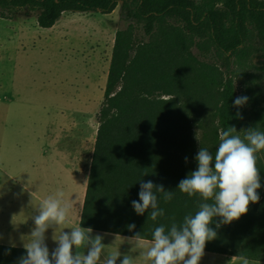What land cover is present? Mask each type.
Here are the masks:
<instances>
[{
  "label": "trees",
  "instance_id": "16d2710c",
  "mask_svg": "<svg viewBox=\"0 0 264 264\" xmlns=\"http://www.w3.org/2000/svg\"><path fill=\"white\" fill-rule=\"evenodd\" d=\"M119 2L126 26L116 31L79 225L152 240L155 227L168 229L173 218L181 223L203 202L199 194L178 189L197 169L201 146L214 155L219 131L228 126L264 132V95L233 106L239 97L233 57L253 34L264 57V0H0V16L11 19L13 14L4 12L29 7L38 11L39 26L51 28L67 11L110 14ZM139 30L148 40L139 37ZM193 46L207 52L214 48L222 62L201 59ZM256 155L259 202L218 229L217 217L211 225L217 237L205 251L264 262V150ZM142 180L175 193L169 202L158 196L165 214L156 221L132 207ZM24 255L25 248L0 244V264H18Z\"/></svg>",
  "mask_w": 264,
  "mask_h": 264
},
{
  "label": "rangeland",
  "instance_id": "374dc122",
  "mask_svg": "<svg viewBox=\"0 0 264 264\" xmlns=\"http://www.w3.org/2000/svg\"><path fill=\"white\" fill-rule=\"evenodd\" d=\"M12 14L14 18L11 19L0 16V166L2 170H11L10 173L23 170L29 176L33 171L29 160L33 157L21 151L39 147L37 135L47 127L57 131L61 122L70 119L76 123L71 126L75 132L86 133L90 138L97 136L116 31L126 25L121 18V2L110 14L67 11L51 28L39 26L38 11L29 7L4 12L6 16ZM139 37L148 40L140 30ZM192 51L203 60L222 62V55L214 48L207 52L193 46ZM261 53V42L253 34L247 47L233 57L239 96L264 95V71L260 69L264 57ZM2 170L0 211L5 208L9 220L17 219L20 207L26 205L29 192L34 189L22 188ZM22 211L27 209L22 208ZM80 213L74 209V217L69 221L74 227L79 226ZM19 228L16 226V231ZM54 231L50 227L46 235H53ZM56 232L58 235L61 231L56 229ZM96 234L103 236V243L109 236L92 232L93 237ZM120 239L129 243L128 238ZM51 243L56 244L54 240ZM104 244L107 245L104 255L126 250L134 264H151L140 255L141 248L130 252L113 243ZM150 244L144 240L145 247ZM200 264L264 262L205 251Z\"/></svg>",
  "mask_w": 264,
  "mask_h": 264
},
{
  "label": "clouds",
  "instance_id": "9594fccd",
  "mask_svg": "<svg viewBox=\"0 0 264 264\" xmlns=\"http://www.w3.org/2000/svg\"><path fill=\"white\" fill-rule=\"evenodd\" d=\"M248 101L249 97L239 96L233 106L240 108ZM236 115L242 119L239 112ZM240 132L244 135L241 136ZM196 138L199 141L198 135ZM262 150L264 132L257 128L237 131L235 126H228L226 130L221 129L215 154L201 146L195 157L197 169L178 185L180 192L202 197L198 210L186 215L179 224L173 218L168 229L164 225L155 227L150 246L145 247L143 236L136 233L128 238L133 245L131 251L141 248L140 255L151 264H200L206 243L217 237L216 229L222 224L239 220L247 214L251 203L259 202L257 190L261 188V177L256 154ZM185 160L187 162V157ZM174 194L163 184L142 180L139 200H133L132 207L138 215L148 211V219L156 221L165 214L164 209L159 207L158 196L169 202ZM70 212L71 205L64 199L62 191L42 200L37 214L32 217L35 227L24 244L26 255L19 259L18 264H117L122 255L120 264H134L129 254L109 252L104 255L107 245L103 243L101 234L93 237L92 228L80 225L57 235L56 229L69 222ZM217 217L220 220L214 229L211 225ZM50 227L55 229L52 239L57 243L51 252L46 244V232ZM135 227V224L128 225L129 230Z\"/></svg>",
  "mask_w": 264,
  "mask_h": 264
},
{
  "label": "crops",
  "instance_id": "0c3cea01",
  "mask_svg": "<svg viewBox=\"0 0 264 264\" xmlns=\"http://www.w3.org/2000/svg\"><path fill=\"white\" fill-rule=\"evenodd\" d=\"M109 61H111V58ZM74 125L76 123L68 119L60 123L57 131H51L47 127L38 135L36 134L39 147L21 151V154L33 157L29 160V165L33 169L29 176H26L23 170L10 173L11 170H2L0 166V172L2 170L6 177L19 183L22 188L34 189V191L29 192L28 196L31 198L29 197L25 201L27 206L23 205V207H20L21 211L17 213L19 218L9 220L7 218L8 211H5V208L0 211V244L24 248V244L30 239L28 235L35 227L32 217L37 214L40 202L48 196L55 195L57 192L62 191L64 199L71 205L69 221L74 217V209L82 211L97 136L90 138L86 133L75 132V129L71 128ZM22 208H26L27 211H22ZM77 218L79 225L81 213ZM18 225L20 228L16 231V226ZM74 225L68 222L58 229L60 231H70V228L74 227ZM93 231L109 235L104 238V243H113L131 252L130 249H132L133 245L126 243L120 238H130L132 236L99 230ZM16 234H18V237ZM52 237L53 235H46V244L50 252L57 247V243L52 245ZM144 240L145 242L152 241ZM126 252L125 250L122 254H127ZM119 259H123V255ZM117 264H120V262L117 261Z\"/></svg>",
  "mask_w": 264,
  "mask_h": 264
},
{
  "label": "bare ground",
  "instance_id": "6f19581e",
  "mask_svg": "<svg viewBox=\"0 0 264 264\" xmlns=\"http://www.w3.org/2000/svg\"><path fill=\"white\" fill-rule=\"evenodd\" d=\"M125 245V244H124ZM118 248V247H117Z\"/></svg>",
  "mask_w": 264,
  "mask_h": 264
}]
</instances>
